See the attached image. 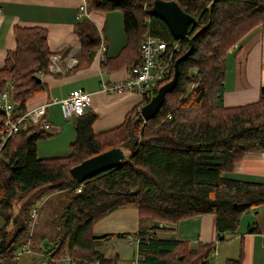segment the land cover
<instances>
[{
    "label": "trees",
    "instance_id": "16d2710c",
    "mask_svg": "<svg viewBox=\"0 0 264 264\" xmlns=\"http://www.w3.org/2000/svg\"><path fill=\"white\" fill-rule=\"evenodd\" d=\"M145 1L85 0L88 10L122 12L126 43L120 56L133 57L131 67L140 62V44L145 36L156 37L167 45L174 41L165 23L149 13L152 0L144 8ZM165 1H175L197 24L193 30L188 29L187 38L179 41L165 78L142 94L144 105L172 79L175 60L192 47L178 65L175 87L166 94L153 119H141L140 105L120 126L94 134L91 127L96 115L86 109L73 118L75 139L68 154L58 158L37 156L36 143L53 136L39 129L12 135L3 145L0 140V217L4 222L0 229V264L11 262L26 244L55 260L67 253L74 264H117V255L107 257L102 252L111 238H131L136 243H132L136 264H213L214 244L190 246L172 238L161 239L158 234L170 231V226L158 225L213 214L217 242L223 243L237 233L243 215L264 208V183L230 175L244 155L264 153V87L255 103L230 108L223 105L228 54L237 51L250 32L264 25V0ZM76 30L81 44L80 63L85 64L98 46L96 28L82 19ZM14 38L15 49L0 68V94L10 88L14 112L21 115L26 101L45 90L37 79L49 73L54 54L42 28L16 27ZM4 122L0 110V135ZM114 147L129 153L120 167L81 184L73 179L72 167ZM78 187L80 193L75 192ZM53 192L69 194L61 218L57 223L53 221L56 233L51 238L40 235L34 240L29 233L30 211ZM126 208L138 212L142 226L136 233H93L94 223ZM247 232L258 233V229L252 226ZM241 261L242 252L237 260L225 264Z\"/></svg>",
    "mask_w": 264,
    "mask_h": 264
},
{
    "label": "crops",
    "instance_id": "0c3cea01",
    "mask_svg": "<svg viewBox=\"0 0 264 264\" xmlns=\"http://www.w3.org/2000/svg\"><path fill=\"white\" fill-rule=\"evenodd\" d=\"M82 4L86 7V13L78 19ZM82 19L93 23L98 38L95 54L85 64L80 63L81 44L76 30ZM16 27L44 29L48 48L54 54L52 59L56 58V70L49 69L48 74L39 76L45 90L29 98L26 108H35L54 99H65L71 91L81 89L90 95L87 109L96 115L91 129L94 134H99L120 126L129 112L142 105V94L135 90L113 94L101 91L103 82L119 83L126 80L133 61V57L130 59L120 56L126 43L121 11L88 10L85 0H0V68L6 56L15 49ZM224 83L225 107L257 102L260 89L264 87V25L250 32L237 51L228 54ZM45 119L52 128L59 131L47 139L50 143L47 150L41 149V153H38L40 141L36 143L37 156L43 159L66 156L69 152L66 145L75 139L73 118L63 119L59 106L49 105ZM56 152L58 155H54ZM230 175L242 181L264 183V153L244 155L235 163ZM3 225L0 217V229ZM140 225L142 226L137 210L126 208L118 209L98 220L92 230L97 236L132 235ZM215 226L216 217L204 214L172 224L170 231L160 232L158 237L172 238L190 246L197 243L214 244L213 264L237 260L241 252V264H264V208L243 215L237 233L227 237L223 243L217 242ZM252 226L257 227L258 233L247 232ZM113 239L117 238H111L102 248L105 256ZM117 240L133 245L125 239ZM38 254L40 255L39 252ZM111 254L119 258L118 253Z\"/></svg>",
    "mask_w": 264,
    "mask_h": 264
},
{
    "label": "built area",
    "instance_id": "2783aa9c",
    "mask_svg": "<svg viewBox=\"0 0 264 264\" xmlns=\"http://www.w3.org/2000/svg\"><path fill=\"white\" fill-rule=\"evenodd\" d=\"M150 1H145L144 8L146 3ZM85 13L86 7L82 4L79 7L78 19H81ZM178 48L179 41L174 40L170 45H167L156 37L145 36L140 44V62L130 68L128 78L119 83L103 82L101 84V91L106 94L132 90L140 94L149 92L153 88H156L157 84L165 78ZM55 59H51L52 63L50 62L51 64L48 67L50 71L56 70ZM9 92L10 88L0 94V110L5 115L4 132L0 135L2 145L12 135L25 132L30 128L39 129L51 134L57 133L59 130L52 128L51 124L45 119L49 105H58L62 118L66 120L81 116L90 105V95L81 89H76L71 91L65 99H54L47 104L35 108H26L23 114L17 115L14 112L15 105L10 99ZM80 191L81 189L78 187L75 192L80 193ZM38 209L32 208L30 211V217L32 218L31 229L38 218ZM158 227L164 228V225L159 224ZM130 239H126L128 243L136 244ZM19 250L27 255H39L38 252L33 251L27 244L20 247ZM19 253L18 251L15 253V258ZM39 253L41 258L39 264H74V260L67 253H63L57 260L53 259L48 253ZM134 260L132 264H136V255Z\"/></svg>",
    "mask_w": 264,
    "mask_h": 264
},
{
    "label": "water",
    "instance_id": "95a60500",
    "mask_svg": "<svg viewBox=\"0 0 264 264\" xmlns=\"http://www.w3.org/2000/svg\"><path fill=\"white\" fill-rule=\"evenodd\" d=\"M149 13L165 23L175 41L187 38L189 34L188 29L190 28V30H193L197 24V20L184 13L175 1L152 0ZM191 51L192 47H190L185 54L175 60L172 79L160 86L156 94L141 106L139 115L144 122L153 119L159 112L164 103L166 94L170 93L176 85L179 63L184 60ZM37 81L39 82L40 78H38ZM127 157H129L127 151L120 147H114L80 162L70 169V173L73 179L81 184L83 181L92 178L101 172L120 167L123 160ZM48 246L49 243H44L45 248Z\"/></svg>",
    "mask_w": 264,
    "mask_h": 264
},
{
    "label": "rangeland",
    "instance_id": "374dc122",
    "mask_svg": "<svg viewBox=\"0 0 264 264\" xmlns=\"http://www.w3.org/2000/svg\"><path fill=\"white\" fill-rule=\"evenodd\" d=\"M48 142L49 140L43 142L40 141L38 143V153H41V149L47 150L48 146L50 145V143ZM70 144L66 146L69 147ZM54 155H58V153L56 152V154ZM68 198L69 194L67 192H53L50 194L48 193V195H46L33 205L32 208H39L38 218L36 219L33 228L29 232L30 235H34V240L37 236L40 235H42L40 236V238L48 237V235L51 238L55 235L56 231L53 226V221L57 223V221L61 218L65 206L68 202ZM20 205L21 204H19V207ZM161 224L163 223L161 222ZM168 224H163L164 228L165 225L169 227L170 224ZM166 232L168 231H162L161 233ZM109 245L110 246H108L106 249L108 257L114 256L111 253L116 252L119 254V261L117 262V264H131V261H133L134 259V253L136 251V248L133 247V245H128L127 243L117 239H113ZM19 249L17 250L18 252H20L19 255L8 264H38V261L41 260L39 255H27L25 253H22V251ZM178 255L180 254L178 253Z\"/></svg>",
    "mask_w": 264,
    "mask_h": 264
}]
</instances>
